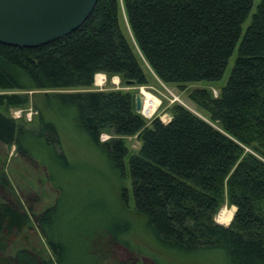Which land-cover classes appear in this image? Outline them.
<instances>
[{
  "label": "trees",
  "instance_id": "1",
  "mask_svg": "<svg viewBox=\"0 0 264 264\" xmlns=\"http://www.w3.org/2000/svg\"><path fill=\"white\" fill-rule=\"evenodd\" d=\"M234 51L216 95L205 87L188 92L202 116L173 101L167 122L147 119L130 91L90 88L103 73L137 84H146L150 72L180 85L219 79ZM76 87L86 89L44 92L41 106L51 114L40 108L33 127L9 112L24 107L29 95L0 92V141L16 144L25 156L41 141L52 156H63L53 113L72 107L77 125L117 164L128 155L134 209L157 244L185 256L219 249L225 264H264V0H96L77 28L47 43L0 41V89ZM102 131L115 136L100 140ZM134 134L140 145L128 153L120 137ZM25 135L33 144L24 143ZM0 186L14 190L1 168ZM224 193L235 205L227 225L214 219ZM32 214L0 199V235L20 232L34 219L50 249L44 256L20 247L17 264H94L88 245L73 251L56 233V202ZM106 229L134 250L122 236L128 225L120 233ZM151 259L147 264H174Z\"/></svg>",
  "mask_w": 264,
  "mask_h": 264
},
{
  "label": "rangeland",
  "instance_id": "2",
  "mask_svg": "<svg viewBox=\"0 0 264 264\" xmlns=\"http://www.w3.org/2000/svg\"><path fill=\"white\" fill-rule=\"evenodd\" d=\"M257 1L254 0V4ZM122 19L121 24L131 36L124 14ZM248 21L249 18L243 22V27ZM235 56L236 51L229 57L219 79L191 80L180 85L163 82L150 72L146 84H137L127 83L126 79L123 80L119 75L102 72L103 74L94 78L90 88L130 91L134 103L137 93L141 94L142 90L149 92L159 102L152 115L146 116L141 111L147 119L158 115L160 119L167 121L170 118L169 106L173 101L182 103L202 116L197 106L187 97L188 92L196 87H205L216 95L227 81ZM146 66L148 67L147 64ZM98 76L104 80L98 82ZM81 89L86 88L0 89V92H25L29 95V102L24 107H11L9 112L15 118L23 115L22 119L27 122L26 125L33 127L38 121L44 92ZM62 108V114H53L57 118L63 156L58 152L52 156L49 146L41 141L33 148V155L27 156L17 149L16 144L0 141V168L7 173L14 187L13 191H9L0 186V199L15 203L31 214L39 213L56 202L57 214L53 225L56 233L73 251L88 245V251L94 255L91 259V263L94 264H147L152 257L161 262L169 261L174 264H225L224 253L219 249L200 250L193 255L185 256L168 251L157 244L146 226L145 218L134 209L128 155L123 157L122 166L117 164L100 145L93 143L83 128L77 125L74 121V108L64 106ZM18 109H21V116L15 115ZM42 113L45 116L51 114L43 108ZM112 136L115 135L102 131L99 138L106 140ZM23 138L25 144H33L32 136L25 135ZM120 138L124 141L128 153L136 151L140 145V140L135 134ZM224 208H228V214L229 210L233 209V216L235 205L228 202L226 193L214 219L227 225L232 216L228 222L226 219L220 222L218 218ZM125 225L130 229L127 233L123 232L122 236L130 242L134 250L128 249L116 240L113 241L106 229L115 228L120 233V229ZM23 246L35 249L44 256L50 254L46 239L34 219L29 227L20 232L0 235L1 264H17L14 252Z\"/></svg>",
  "mask_w": 264,
  "mask_h": 264
},
{
  "label": "water",
  "instance_id": "3",
  "mask_svg": "<svg viewBox=\"0 0 264 264\" xmlns=\"http://www.w3.org/2000/svg\"><path fill=\"white\" fill-rule=\"evenodd\" d=\"M95 2L0 0V41L20 46L47 43L77 28L89 15ZM126 82L133 83V80L126 79ZM135 109L142 111L140 93L135 95Z\"/></svg>",
  "mask_w": 264,
  "mask_h": 264
},
{
  "label": "bare ground",
  "instance_id": "4",
  "mask_svg": "<svg viewBox=\"0 0 264 264\" xmlns=\"http://www.w3.org/2000/svg\"><path fill=\"white\" fill-rule=\"evenodd\" d=\"M97 80V79H96ZM104 79L101 78L100 76H98V82H102ZM117 81V79H115ZM141 96H143L142 98V112L144 115L146 116H150L154 113V111L157 108L158 102L159 100L153 96L152 94H150L149 92L142 90L141 91ZM228 215V208H224L222 209V211L219 214V221L223 222L226 217Z\"/></svg>",
  "mask_w": 264,
  "mask_h": 264
},
{
  "label": "built area",
  "instance_id": "5",
  "mask_svg": "<svg viewBox=\"0 0 264 264\" xmlns=\"http://www.w3.org/2000/svg\"><path fill=\"white\" fill-rule=\"evenodd\" d=\"M16 116H21V109H18L15 113Z\"/></svg>",
  "mask_w": 264,
  "mask_h": 264
}]
</instances>
